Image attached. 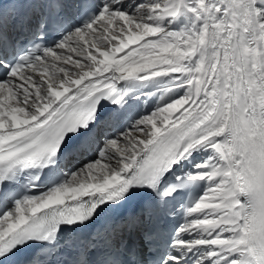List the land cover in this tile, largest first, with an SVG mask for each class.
Here are the masks:
<instances>
[{
    "label": "snow or ice",
    "instance_id": "1",
    "mask_svg": "<svg viewBox=\"0 0 264 264\" xmlns=\"http://www.w3.org/2000/svg\"><path fill=\"white\" fill-rule=\"evenodd\" d=\"M0 264H264V0H0Z\"/></svg>",
    "mask_w": 264,
    "mask_h": 264
},
{
    "label": "bare ground",
    "instance_id": "2",
    "mask_svg": "<svg viewBox=\"0 0 264 264\" xmlns=\"http://www.w3.org/2000/svg\"><path fill=\"white\" fill-rule=\"evenodd\" d=\"M6 10H7V12L12 13L13 15L18 14V11L16 9L12 8V6L10 4H7Z\"/></svg>",
    "mask_w": 264,
    "mask_h": 264
}]
</instances>
